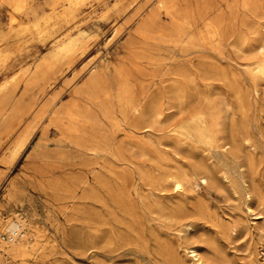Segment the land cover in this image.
<instances>
[{
  "label": "rangeland",
  "instance_id": "obj_1",
  "mask_svg": "<svg viewBox=\"0 0 264 264\" xmlns=\"http://www.w3.org/2000/svg\"><path fill=\"white\" fill-rule=\"evenodd\" d=\"M15 16L13 22L12 8L0 3V101L8 90L13 94L0 115V225L22 216L37 242L24 257L0 247V264H195L180 247L184 235L198 241L203 255L213 253L205 264H264V76L251 70L264 60V48L258 50L264 0H28ZM209 21L221 32L218 42L208 39ZM96 77L103 90L86 92ZM119 87L135 98L142 91L151 100L163 95V113L150 129L119 130ZM240 98L258 104L244 123ZM223 103L235 109L222 136L249 132L256 145H244L237 159L246 166L253 160V170L245 168L260 190L250 201L253 211L244 192L233 195L227 184L183 196L143 191L142 169L157 175L179 166L233 164L229 155L179 137L197 112ZM29 126L36 131L12 158ZM112 135L109 146L104 139ZM117 176L143 188L148 202L201 203L207 214L180 234L167 213L154 212L141 238L104 243L102 183ZM232 181L241 184L237 175ZM8 237L0 229V244Z\"/></svg>",
  "mask_w": 264,
  "mask_h": 264
},
{
  "label": "bare ground",
  "instance_id": "obj_2",
  "mask_svg": "<svg viewBox=\"0 0 264 264\" xmlns=\"http://www.w3.org/2000/svg\"><path fill=\"white\" fill-rule=\"evenodd\" d=\"M0 3L7 4L9 5V7L12 8V16H13L12 21L16 22L18 21V17L15 16V13L18 12L20 13L24 11L28 3V0H0ZM160 4L162 8L166 7L165 1L160 2ZM205 30L207 31L208 39L210 42L215 43L219 41L221 37V32L213 23H210L209 21V23L205 25ZM35 33H39V35H42L40 34L39 31ZM202 37L204 38V36ZM17 46L20 45L17 44ZM19 48L21 50V47ZM263 48L264 46L261 47L259 46L258 50L260 51ZM4 50L6 51V49ZM251 66H252L251 70L253 72L259 73L260 75L264 76V60H256L251 64ZM40 73L42 74V72ZM33 79L34 78H32V80ZM18 81L21 82L20 80H17V82ZM29 81H31V79ZM34 81L35 80L32 81L33 85H34ZM17 82H15L14 84H16ZM47 83L46 85H48ZM14 84H11L12 89H14L13 88ZM29 84L32 85L31 83ZM40 86L42 85L40 84ZM14 87H16V85ZM17 87L19 89L20 85L18 86L17 84ZM27 87L28 86H26V88ZM44 88L45 89H43V91L46 90L45 86ZM97 89L103 90V87L102 84H100V78L96 77L87 87L86 92L88 91L95 92V90ZM39 91L43 92L41 89ZM180 94H181L180 91L176 92V96L178 100H180ZM12 95L13 94H11L9 90L7 94L6 93L4 94L2 101H0V115L2 114L1 113L2 109H4L2 108L3 106L2 104L3 103L8 104L7 101H10ZM163 98H164L163 95H161L159 99L151 100L148 91L140 92V94L135 98L132 96V92L130 89L119 87V95L117 96L116 99L118 108L117 110L114 111L115 113H118L122 116L121 123L117 125L119 130H127L128 128L132 129L133 131L135 129H142V130L150 129L152 124L163 113V108H162ZM3 107L6 106L4 105ZM257 107H258L257 103L256 104L249 103L244 99L240 98V101H238L237 103V108L239 111L240 118L243 120V123L249 120L250 118V115L248 113L249 110L253 108L255 109ZM234 109L235 107L231 103H223L217 106L211 104L209 105L207 111L197 112L192 117L191 121L182 128L183 131H180L179 133V137L184 139V141L187 139H191L194 142L199 143L202 147H205V149L208 150L209 152L215 153L219 150L220 153L223 154L224 159H226L227 155H229L230 159L233 161V164H229L230 166L227 167V166L217 165L215 162L204 165L203 164L204 162H202L201 160L200 164H203V166L199 165L193 169H188L186 167L179 166L176 167L174 170H167L166 172H158L157 175H154L151 170L142 169L140 170L139 174L141 175L142 187H144V190L143 188L138 187V185H136L135 183L128 182L125 178H122L121 176H117L112 181H107L105 183H102L103 194L101 196V203H102L101 227H102V238L104 243H112V245L113 244L119 245L122 241H126L130 243L131 240L133 239L141 238L142 231L145 226V221L149 217V215L154 212L159 214L160 216H164L167 213L169 215V218L173 221L174 223L173 225L175 229L180 234L182 232L190 233V229L196 224L197 220L207 214L206 207L201 203L200 204L194 203L192 204V207H190L185 201L176 202V203L171 202L166 205L164 204V206L161 200L154 199L152 202H148V197L143 192L145 191V189L151 191L154 197H162L161 193L167 195V193L170 191L173 193L174 196H183L186 193V191H188V189H192L194 192H199L202 185L204 187H211L219 184L222 185L227 184L228 186L230 185L231 189L233 190V195L238 194L239 191L244 192L247 198L246 200L247 209L249 211H253L252 207L250 206L251 203L250 201L252 200L254 195L258 196L260 194V190L253 184L254 183L253 180L250 178L248 179L247 176L245 175V168L249 167L251 170H253L254 168L253 160L251 159L247 160L248 166H246L244 163L240 164V162L237 160L244 145H248L250 148H256V145L253 143V137L249 132L246 133L244 136H240L236 132V130L230 131L231 132L230 137H225L224 135L222 136V134L225 132L226 129L225 124H226V118L228 117L227 114L234 112ZM114 112H112V114H114ZM222 112L226 113V115L223 116ZM34 131L36 130L33 129L32 126H29L18 137L15 148L11 153L12 158H16L24 150V148L30 141ZM263 136L264 135H262V137ZM115 138H116L115 135L108 136L104 139V142L107 145L111 146L112 144H114ZM160 144L163 145L162 142H160ZM197 162L199 163V161ZM220 173L222 174L221 176ZM235 175L239 176L240 179L241 184H239L238 186L234 183L235 181H232ZM21 217L18 216L16 220H12V221L8 220L9 222H7L5 225L3 224L0 225V229L8 230L9 233V237H8L9 240L7 242L2 241V243L0 244L1 249L4 248L5 253L14 254L17 255V257L18 255H23L22 257H24V255H27L29 253V250L33 247L31 246V243L33 242V240L36 239L35 237L37 235V234L32 235L30 239V236L28 235L30 233H28L26 229V226L29 225V222ZM182 239L184 242L180 246L181 249L183 250L184 254L191 255L192 260L194 261L195 264H205L207 262H211L210 256L213 253L209 250V252H207V255H203L201 252V247L199 246V244H197L198 241L195 238H193V236L184 235ZM35 242L37 241L35 240ZM165 251L168 252L169 254L172 253V250L168 247L165 248ZM28 255L30 256V254Z\"/></svg>",
  "mask_w": 264,
  "mask_h": 264
}]
</instances>
